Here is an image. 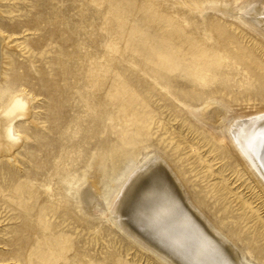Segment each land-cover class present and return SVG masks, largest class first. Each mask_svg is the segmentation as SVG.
Wrapping results in <instances>:
<instances>
[{"label":"rangeland","instance_id":"rangeland-1","mask_svg":"<svg viewBox=\"0 0 264 264\" xmlns=\"http://www.w3.org/2000/svg\"><path fill=\"white\" fill-rule=\"evenodd\" d=\"M255 1L264 5V0H0V30L14 47L4 51L14 60L5 83L35 98L32 116L38 122L35 137L13 160L0 157V264H21L7 244L25 221L37 228L35 217L22 208L33 201L11 197L17 179L53 212L37 218L43 216L52 231L46 237L64 251L67 264H114L113 258L118 264H168L119 232L107 211L85 215L76 203V187L97 162L104 175L110 167L113 141L119 146L118 169L107 187L161 157L200 212L249 262L264 264V189L227 134L200 118L214 104L225 110L222 122L264 110V35L220 9L239 10ZM132 36L144 42L139 49L131 45ZM154 38L167 46V67L152 54ZM58 69L62 73L55 75ZM112 79L118 83L115 107L101 96V81ZM51 85L53 109L64 117L63 123L55 121L54 133L45 120ZM37 138L53 146L36 147ZM48 151L53 157L42 159Z\"/></svg>","mask_w":264,"mask_h":264},{"label":"bare ground","instance_id":"bare-ground-1","mask_svg":"<svg viewBox=\"0 0 264 264\" xmlns=\"http://www.w3.org/2000/svg\"><path fill=\"white\" fill-rule=\"evenodd\" d=\"M220 9L226 16L238 17L244 21L243 23L264 35L263 2H251L239 10L229 6ZM129 40L131 45L137 46L138 49L144 43L136 36L130 37ZM161 44L155 42L154 38L149 47L152 54H157L155 60L159 65L167 67L170 60L165 57L167 46L164 44L163 47ZM13 49L7 36L0 30V157L7 161L15 158L26 140L35 137L34 130L38 126V122L32 116L35 98L25 90L11 91L5 83L6 67H12L14 60L11 52L4 51ZM61 73L62 70L58 69L55 75ZM117 85L116 79L101 81L103 93L101 96L110 102L111 107L116 105ZM48 89L50 103L45 109L47 114L45 120L53 127L48 129L49 132L54 133L58 131L55 126L59 121L63 123L64 117H57L53 109L52 101L56 87L51 85ZM225 115L223 107L214 104L207 108L200 118L227 134L238 156L264 189V110L249 117H238L222 122ZM57 118L59 121L55 122ZM24 123L30 127H25ZM46 144L47 139L35 140L36 147L47 149L53 146L50 142L48 146ZM118 147L117 142H111L112 162L105 175L99 166L102 161L99 160L97 169L92 171L90 177L82 181L74 191L76 203L85 215L92 214L97 208L107 211V216L113 220L119 232L168 264H253L200 212L198 205L191 202L186 189L163 158L155 157L148 160L145 164L133 168L125 178L114 181V187H107V180L115 179V172L118 169L115 163ZM51 155L52 152H45L42 159H50L53 157ZM44 167L47 168L46 164ZM39 176L42 175L39 174L37 178ZM19 181L17 179V184L13 182L16 193L11 197L13 200L33 201L32 204L25 202L22 208L24 214L35 217L37 228L31 227V221H25L19 229V234L7 244L11 248L10 252L21 258L19 260L21 264H67L68 259L64 251L55 250L52 247L53 240L46 237L48 233L52 234V231L48 232L49 227L43 223V216L53 212L44 204L36 202L37 196L33 190L28 185H19ZM41 212L44 214L40 220L37 214ZM64 214L70 217L69 212ZM39 230L42 233L41 237ZM7 260L5 257L1 258V261ZM113 261L114 264H118L115 258Z\"/></svg>","mask_w":264,"mask_h":264}]
</instances>
